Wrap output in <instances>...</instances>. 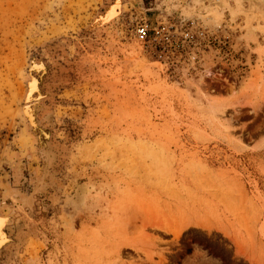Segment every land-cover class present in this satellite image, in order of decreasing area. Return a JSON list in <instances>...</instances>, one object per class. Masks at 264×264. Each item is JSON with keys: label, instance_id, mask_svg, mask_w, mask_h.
Returning a JSON list of instances; mask_svg holds the SVG:
<instances>
[{"label": "rangeland", "instance_id": "rangeland-1", "mask_svg": "<svg viewBox=\"0 0 264 264\" xmlns=\"http://www.w3.org/2000/svg\"><path fill=\"white\" fill-rule=\"evenodd\" d=\"M114 1L0 0V264H264V0Z\"/></svg>", "mask_w": 264, "mask_h": 264}, {"label": "bare ground", "instance_id": "bare-ground-1", "mask_svg": "<svg viewBox=\"0 0 264 264\" xmlns=\"http://www.w3.org/2000/svg\"><path fill=\"white\" fill-rule=\"evenodd\" d=\"M120 11H121V1L120 0H115L114 2H112L110 5H108L105 8L104 13H101V15L95 20V24L98 27H102L104 25H107V24L111 23L114 20V18L120 13ZM95 24L93 23V25H95ZM64 47L65 46H63L62 44L49 43V45L47 46V49H48L49 52H51V54L53 53L52 55H54L58 50L64 53V51H65ZM54 60L56 61V59H54ZM55 61H53V63H55ZM59 64L60 63L57 62L55 65H59ZM46 70H47V68H46L45 63L42 60V58H33V59H31L29 61V63H28V71L26 73V78H25V86H26V88H25V90L23 91V94H22V100H21V105L19 107V112H20V114L22 115V117L24 119L28 118V121H29L28 124L30 126H33V127L36 128V131L38 132L39 137H40L41 141L43 142V146L42 147H43L44 150L42 151V153L45 154L44 161H45L46 166H48V165H50V163H52L55 160L56 156H55L54 151L57 150V149H54V145L53 144H50V140H49L50 139V135H49V133L52 134V131H50L48 133L47 132L48 130L46 131L44 126L41 127V128H38L39 124L41 123L40 122L41 120H35L36 111H38L39 108L42 107V105L44 104V101H45L46 98L48 99L54 94L53 90H52V87L50 88V86H47V89L45 90L44 93H42L40 91V89L38 88L39 79L42 77V75L44 73H46ZM37 74H40V76L37 77ZM52 74H53V72H52ZM49 80H52V79H49ZM63 81L65 82L66 80L63 79V77H62L60 82L57 81L56 83H60L62 85V84H64ZM196 81H197V87L199 88V86L204 83V76L203 75L200 76ZM233 88L234 87L231 85L227 91H230ZM36 92H37V95L34 98L33 94L36 93ZM30 101H33V102L30 104ZM250 101H253V100H249V101L246 100V102H248V103H251ZM227 105H228L227 103H224V104H221V105L209 104L207 112H208L210 120L216 124L217 129H220L223 132V134H225L227 137H230L232 141H236L235 136H234L235 134L230 132L228 126L222 120L224 109H225V107ZM45 114H46V118L51 120V127H52V125L54 123V121H53V116H54L53 112H50L47 109ZM32 137H33V139H34V141L36 143L37 139L33 135H32ZM36 151H37V149H36ZM45 176H46V173H45V170H44V172H42V174H41V176L39 178V181H38V184H37L38 188L36 189V192H37V190L39 188H43L42 186L45 185L44 184V177ZM12 203H13V198L11 196H8L4 200V202L0 203V209H2L3 207H9ZM9 215L8 214L4 215L0 211V246H2L5 243L10 242L9 240H6L7 238H5V239L3 238V232H2L3 226L5 225V223L11 217Z\"/></svg>", "mask_w": 264, "mask_h": 264}, {"label": "built area", "instance_id": "built-area-1", "mask_svg": "<svg viewBox=\"0 0 264 264\" xmlns=\"http://www.w3.org/2000/svg\"><path fill=\"white\" fill-rule=\"evenodd\" d=\"M137 35L140 39H143L146 36V28L141 26L138 30H137Z\"/></svg>", "mask_w": 264, "mask_h": 264}]
</instances>
